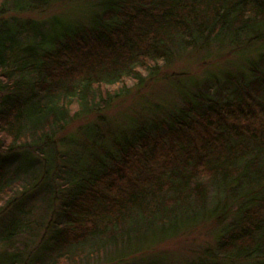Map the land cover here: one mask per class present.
I'll return each instance as SVG.
<instances>
[{
    "label": "trees",
    "instance_id": "1",
    "mask_svg": "<svg viewBox=\"0 0 264 264\" xmlns=\"http://www.w3.org/2000/svg\"><path fill=\"white\" fill-rule=\"evenodd\" d=\"M59 1L74 2L0 0L4 264L139 252L209 222L216 246L188 264H264V0H76L82 22L22 15ZM188 50L239 63L189 82L181 103L133 119L109 148L97 121L66 132Z\"/></svg>",
    "mask_w": 264,
    "mask_h": 264
},
{
    "label": "rangeland",
    "instance_id": "2",
    "mask_svg": "<svg viewBox=\"0 0 264 264\" xmlns=\"http://www.w3.org/2000/svg\"><path fill=\"white\" fill-rule=\"evenodd\" d=\"M64 2L59 1L44 10H35L25 12L22 15L30 18L39 19L46 23L54 14L64 13L65 16L72 20L82 22L84 20V11H87L83 2ZM211 55L204 58L197 52L188 50L182 52L169 65L162 68L161 74L150 82L146 87L140 91L134 90L127 97L117 100L114 105L107 110L105 116L100 119L97 116H87L82 119H76L66 132L79 130L87 122L97 121L96 129L99 134L93 138H97L103 142L108 148L112 145L116 134L127 128L130 121L133 119L143 120L146 117L155 115L156 111L161 108L170 109L172 105L181 103L180 89L184 88L186 84L199 83L202 84L203 79L207 77V73L216 69L229 70L234 69L239 63L237 57L229 55H217L212 51ZM224 54V53H221ZM84 138L82 134H76L71 148L74 153L73 159H81L85 146L80 143ZM80 142V143H79ZM38 203V202H34ZM43 203V202H42ZM38 206V205H37ZM36 206V207H37ZM39 214L42 212V207L39 209ZM214 222L202 224L190 232L178 235L177 237L166 239L147 250L134 251L133 248H128L127 245L120 246L119 251L116 248H108L105 251L95 254L90 260L80 262V264H144L148 260H158L162 264H188L209 248H215L216 244L213 238ZM35 237L27 236L21 239V244L31 243ZM35 241V240H34ZM30 244V246H32ZM3 249L0 247V264H4V254H1ZM124 253L128 254L124 259L113 260L112 254Z\"/></svg>",
    "mask_w": 264,
    "mask_h": 264
}]
</instances>
